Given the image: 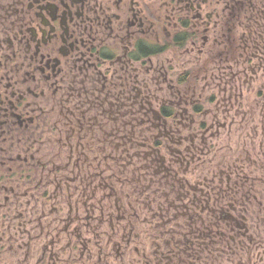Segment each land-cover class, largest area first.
<instances>
[{"label": "flooded vegetation", "instance_id": "1", "mask_svg": "<svg viewBox=\"0 0 264 264\" xmlns=\"http://www.w3.org/2000/svg\"><path fill=\"white\" fill-rule=\"evenodd\" d=\"M259 62L264 0H0V264H72L85 229L118 225L120 176L153 159L141 165L146 186L128 193L133 225L116 253L133 244L152 255L137 245L139 204L158 238L169 235L156 264H212L222 225L246 227L254 182L263 194L264 156L253 153L264 102L254 109L242 89ZM222 127L235 128L234 158L212 169ZM250 129L257 143L237 147ZM44 143L64 156L48 158ZM42 182L68 195L64 219L41 215Z\"/></svg>", "mask_w": 264, "mask_h": 264}, {"label": "rangeland", "instance_id": "2", "mask_svg": "<svg viewBox=\"0 0 264 264\" xmlns=\"http://www.w3.org/2000/svg\"><path fill=\"white\" fill-rule=\"evenodd\" d=\"M239 69L241 73L242 66H239ZM253 69L249 66L247 74L249 79L243 82L242 89L246 100H248V105H255L254 109H256L258 104L264 102V63L259 62L254 64ZM252 115L254 116V119L252 120L254 123H256L257 120H260V117L256 112H253ZM221 116L223 115L221 114ZM230 132L232 133L231 139L229 137ZM215 133L216 135H214ZM247 141L248 147L251 146V143H257L258 138L256 137V135H254V131L250 129L248 130V134L246 133V131H238L236 141L237 147L244 146ZM44 144L41 145L42 150L40 152L46 155L48 158L56 159L60 156H64L65 147L63 145H60L58 143H50L46 145ZM231 146L235 147V128H233L232 130H228L223 127L219 129H212V169H215V167H217L218 169L219 166L224 167L226 157L234 158L233 155L227 156L228 149L231 148ZM169 147L170 140L164 139L160 148L161 154L167 155L169 157ZM255 148L256 149L254 150L253 158H262L264 156V140L260 147ZM140 151L142 153H145L147 150ZM258 152L259 155H261L260 158L257 157ZM203 159L207 161L206 165H209L208 159ZM154 160L155 159H153L152 161ZM149 161L150 162L141 160L137 162V166H135L138 167L136 172L126 170L123 175L120 176V185L118 187L119 203L120 206L121 203H123L124 208L120 210V213L117 215L118 219L115 221V224H118L119 226L116 225L115 228H110L106 223H104L101 226L97 227V225L93 223L94 225H96L95 228H92V224L89 227L88 231H86L85 229L87 244L85 248L84 245L82 246V248L84 249V255L80 256V251H77L76 247H74L73 252L71 254L72 264H147V262L149 261L152 264H156L159 258L154 255L155 249H167L170 247L169 235L164 234L162 239L160 237L158 238V231L156 233V228H153L149 219L146 218V215H148L149 217L151 213L148 214L146 207L139 204H136L137 208L135 209L139 218L136 223L135 229L137 232L140 233V238L137 241V245L140 246L142 250L143 248H145L148 253L151 250L152 255L149 257L140 258L139 256L133 253V244H130V248L126 252L120 250V253H116V251L119 250H117L115 245H113L114 242H119L118 240H116V238L120 237V235L122 234H128L130 227L133 225V205L129 204L131 209L128 207V203L130 202V194L128 197V193L132 192L133 188H140L146 186L144 181H141L139 178H141V176L145 174V170L141 165L146 163H152L151 160ZM153 164L154 167L159 165L158 161H155V163H152V165ZM123 165L124 164L122 163V166ZM51 167L52 166L50 164L47 170H49ZM33 169L38 170L39 173L42 172L41 168ZM201 169H203V167H201ZM44 172L47 171L44 170ZM249 172L254 173V179L257 178V170L254 169L252 165L249 168ZM110 180H112V177H110ZM252 188L254 189V192L257 193V196L255 204L249 205L247 207V211L243 212V214L247 216V219H245L246 227L240 225L238 226L239 229H237L235 228V226L226 227L222 225V232L225 234V236H223V240H217V243L214 249L212 250V264H264V188L261 197L260 186L256 182H254V186L252 185ZM38 190L41 215L45 213L47 215L49 214L46 218L47 221H49V219L54 220L55 217H60V219H64L67 212L66 204L68 201V195L65 192L55 195L52 192V185L46 182H42ZM108 195L110 194L107 193V196ZM253 195L254 193H252V196ZM147 199L148 197H146L145 199L138 200H140V202H143ZM106 201H108V199H106ZM153 205L155 207L154 203ZM58 207L59 213L53 212L54 209H57ZM235 212L239 217H241L240 210L236 209ZM74 225L75 223L72 224L73 227ZM45 232L46 230L44 231V229H42V233ZM165 244H167V246L169 247L166 248L164 246ZM112 246H114V250H112ZM101 249H103V252L100 257L99 252ZM111 250L114 252H112Z\"/></svg>", "mask_w": 264, "mask_h": 264}]
</instances>
